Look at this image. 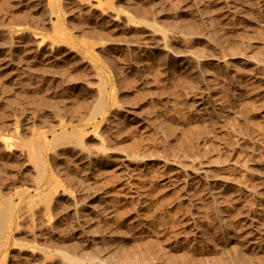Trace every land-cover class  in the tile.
<instances>
[{
	"label": "rangeland",
	"instance_id": "374dc122",
	"mask_svg": "<svg viewBox=\"0 0 264 264\" xmlns=\"http://www.w3.org/2000/svg\"><path fill=\"white\" fill-rule=\"evenodd\" d=\"M5 202L0 264H264V0H0Z\"/></svg>",
	"mask_w": 264,
	"mask_h": 264
},
{
	"label": "bare ground",
	"instance_id": "6f19581e",
	"mask_svg": "<svg viewBox=\"0 0 264 264\" xmlns=\"http://www.w3.org/2000/svg\"><path fill=\"white\" fill-rule=\"evenodd\" d=\"M99 106H100V108H101V105H99ZM98 108H99V107H97V111H98ZM100 110H101V109H100ZM100 110H99V111H100ZM63 130H64V129H63ZM63 132H65V130H64ZM63 132H62L60 135H64L65 133L63 134ZM68 133H69V132H68ZM69 134H70V133H69ZM69 134H68V135H69ZM6 204H7V202H5L4 205H6ZM4 205H3V206H4ZM7 205H8V207H4L5 209L3 208V211L0 212V225H3V224H4V221H5V220H4V217L7 218L8 215H9V213H10V205H11V204H10V205L7 204ZM11 206H12V205H11ZM6 218H5V219H6ZM7 220H8V219H7ZM0 230H1V229H0Z\"/></svg>",
	"mask_w": 264,
	"mask_h": 264
}]
</instances>
